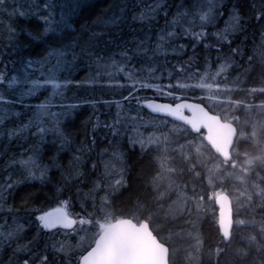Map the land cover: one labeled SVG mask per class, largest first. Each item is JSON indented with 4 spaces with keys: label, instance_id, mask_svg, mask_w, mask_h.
Wrapping results in <instances>:
<instances>
[{
    "label": "snow or ice",
    "instance_id": "snow-or-ice-1",
    "mask_svg": "<svg viewBox=\"0 0 264 264\" xmlns=\"http://www.w3.org/2000/svg\"><path fill=\"white\" fill-rule=\"evenodd\" d=\"M11 3L0 0V14L8 18L7 23L0 20V246L11 249L7 264H92L111 230L121 225L146 233L159 247L162 264H173L171 236L163 235L165 229L171 232L169 216H191L193 206L198 215L205 182L217 203L228 202L223 191L227 179L244 182L228 170L237 166L232 142L227 150L216 146L214 126L235 136L239 106L264 111V100L252 105L233 98L236 91L264 96V67L259 86H241L257 59L264 66V0H105L99 12L91 0ZM13 17L36 23L25 26ZM249 38L252 46L246 50ZM237 57H246L249 67L232 78L229 69L239 63ZM97 90L100 98L79 94ZM143 91L153 92V98L140 95ZM105 92H118L120 99H103ZM101 103L114 106L115 114L107 120L89 116L82 121L85 138L77 140L69 131L77 110L84 105L95 110ZM100 129L104 131L98 136ZM161 142L178 144L201 191L193 185L188 195L187 183H178L170 175L176 169L157 155L163 171L152 180L156 199L176 193L168 212L161 216L152 206L138 205L116 214L115 199L131 186V157H149ZM65 152L71 154L67 165ZM83 181H91L84 185L87 192ZM162 181L167 182L163 191ZM218 182L221 191L216 190ZM48 185L52 187L44 191ZM21 187L16 207L8 201ZM254 189L264 207V184L254 183ZM41 192L58 206H36ZM249 200L257 206L251 196ZM74 202L81 208L75 215L67 211ZM21 210L24 217L18 215ZM219 223L222 242H231L230 231H223L222 219ZM197 241L199 247V237ZM41 242L43 250L37 252ZM222 251L217 246L215 255Z\"/></svg>",
    "mask_w": 264,
    "mask_h": 264
},
{
    "label": "trees",
    "instance_id": "trees-1",
    "mask_svg": "<svg viewBox=\"0 0 264 264\" xmlns=\"http://www.w3.org/2000/svg\"><path fill=\"white\" fill-rule=\"evenodd\" d=\"M91 3L96 5L97 12H99L106 6L105 0H94L91 1ZM0 16L1 20L7 23V14H0ZM21 19L23 25L25 26L36 23V21L29 20V18H13V20H16L17 22H20ZM160 23H163V21L161 20ZM251 31L252 29L249 30L250 33ZM251 46L252 40L251 38H249L245 43L246 50H250ZM236 59L237 61H239V63L234 65L233 68L229 69V73L231 74L232 78H235V76L244 72L245 68L249 67L246 57H237ZM171 62L175 63V61ZM129 67H131V65H129ZM262 67L264 66H262L259 62V59H257L255 66L249 69L248 75L242 78L244 82L241 86L244 88L259 86ZM119 79L122 80V76ZM218 79H223V77H218ZM165 82L167 81L165 80ZM79 94L87 95L89 98H92L93 96L100 98L101 96L99 90L94 93L91 91L86 93L81 91V93ZM139 94L147 96L150 99L154 96L153 92L151 91H143ZM69 95H71V93H69ZM113 98L120 99L119 93L117 92L115 95H113L111 93L105 92L103 95V99L114 100ZM233 98L244 100L246 103L253 105L261 104L262 100H264V96H262V94L260 93L248 94L245 91H236L235 93H233ZM158 99L163 100L164 97H158ZM112 108L113 107L108 108L102 103L97 104L95 110L89 105L82 106L77 110V113L71 122L69 131L74 133L77 140L84 139L85 126L82 124V121L86 120L89 116H99L101 120L110 119V117L113 115L114 108ZM245 110L246 109L243 107V105L239 106L238 114L240 116L244 115ZM144 112L147 111L144 110ZM144 112L141 113L144 120H149L150 116L145 115ZM237 126L239 129V133H241L239 124H237ZM247 130L248 133H250V129L247 128ZM103 131V129L98 130L97 135L100 136ZM240 135L241 134H239V136ZM249 136L250 137L245 141H243L242 138L238 137L233 151L234 161H239L240 159L242 160V158H240L241 156L248 157L249 155L254 154L258 151L264 153V150H262L264 147V139L260 138L256 140L252 137V135ZM124 142L126 143V140ZM244 144H246V146ZM175 145L178 146V144L176 143ZM97 151H99V149H97ZM136 151L139 152L138 146ZM62 155L64 157L63 163L64 165H67L71 154L69 152H65ZM152 156L156 157L157 155L152 152L151 156L145 157L143 159H141L140 156L135 155L131 157V163L129 164V167H133V172L131 173V186H126L127 190L122 189V195H119L118 198L115 199L112 209L116 214H119L120 212H128L130 209H135L138 205H148L149 207L152 206L155 208L157 214L161 216L167 213V211H165V208H167L168 206L166 202L168 200L157 201V191L154 189L152 184L153 177L158 172H161L160 161L154 159V157ZM170 158H174V162H171V165L177 170V177L179 178L178 180L180 182L187 183V194H191L193 185H196V190L198 192L201 191L200 182L196 180L193 175L187 170L188 161L183 159L182 156H179L175 153H171ZM245 159L247 160V158ZM2 162V158H0V163ZM263 169L264 157L262 159H259L258 164H255L252 169L250 168L244 172V182H241L240 180H237L233 177L227 179L225 184L223 185V188H231L233 192L229 194L231 198L236 196L234 190L238 191V195H246L245 198H242L240 200L239 205L233 203L235 218L234 220L243 218L247 221V223L244 225H235L234 221V227L230 237L231 242H222V236L220 235L217 224V209L215 207L214 201H212V199L210 198L212 189L207 187L206 182L203 187V192L205 194L204 207L198 215L196 214L195 207L193 206L192 211L194 213L191 216H189L188 212H184L183 215H176L174 218L171 215L169 216L171 232L165 229L163 235L165 237L171 236L176 241V243L169 241L172 248L174 249L173 264H264V207L259 206L258 194L255 193L256 191L253 185L254 183L264 184V179H262L264 178ZM228 170L238 175L239 171L235 168L233 169L231 168V166H229ZM53 173H55L56 180H59V172L53 170ZM53 173H50L49 175L52 176ZM85 184H88L90 186L91 183H88V181H83V183L81 184L82 190L84 192H87L88 189L84 187ZM37 187H39L38 184ZM51 187L52 185H48L44 188V191H47L48 188ZM219 188L220 185L218 182L217 189ZM20 195H23V187L17 190L15 199L9 198L8 202L14 204L16 207H20ZM249 196L252 197L253 201L257 202L256 207L253 208L251 206ZM49 204L51 208H54L55 204L57 203L55 201H52L50 198L46 200L43 192H41L36 199V206L43 205L44 207L48 208ZM71 208L72 212L75 214L81 211L80 204L78 202H74ZM141 211H143L142 208ZM18 215L20 217H24L26 213L21 210ZM189 221H194L195 223ZM8 222L11 223V220H9ZM0 223H3V221L0 220ZM186 230L189 232H187ZM189 233H192L194 238L188 236ZM28 235H31L30 231ZM251 236L255 237L254 241L250 239ZM197 237H199V240L201 242L199 247H197ZM60 238L61 237L59 236L57 237V239ZM23 242L24 241L22 240L21 243ZM217 246H219V248L223 250L222 254L218 257L215 255V249ZM35 250L37 252L42 251L43 242H41L40 246ZM239 250L243 251L241 252ZM244 253H246V255ZM10 254V248H8L7 246H0V264H7ZM191 256L198 257V260L194 261L190 259Z\"/></svg>",
    "mask_w": 264,
    "mask_h": 264
},
{
    "label": "water",
    "instance_id": "water-1",
    "mask_svg": "<svg viewBox=\"0 0 264 264\" xmlns=\"http://www.w3.org/2000/svg\"><path fill=\"white\" fill-rule=\"evenodd\" d=\"M145 110L150 113V110ZM151 115L157 114L151 113ZM238 135V127L237 134L233 136L227 128L214 126L215 145L225 150L232 142L233 152ZM227 197L229 203L227 201H221L220 203L215 201L218 216L217 224L220 232L221 224L219 221L222 219L223 231L227 232L229 230L232 233L234 210L230 196L227 195ZM220 235L222 236V232H220ZM225 242L228 243V241ZM121 252L126 253V255L121 256ZM92 264H162V260L160 259L159 247L146 233L138 231L134 226L121 225L111 230L109 239L92 260Z\"/></svg>",
    "mask_w": 264,
    "mask_h": 264
},
{
    "label": "rangeland",
    "instance_id": "rangeland-1",
    "mask_svg": "<svg viewBox=\"0 0 264 264\" xmlns=\"http://www.w3.org/2000/svg\"><path fill=\"white\" fill-rule=\"evenodd\" d=\"M91 1H94V0H91ZM9 3H10V7H11L12 6L11 0H9ZM13 18H17V17H13ZM25 19H26V17H25ZM0 20H1V16H0ZM118 78H120V77H118ZM258 105H260V104H258ZM113 108H114V110H113V115H114L116 109H115L114 106H113ZM238 110H239V107L236 109L234 114L239 116L240 119H241L240 122H239V127L241 128V132L243 133V135H240L239 137L242 138L243 141L247 140L250 137L249 135H252V137L255 138L256 140H258L260 138L264 139V127L261 126V124L264 123V111H260L258 108L245 110L244 115H242V117H241L238 114ZM134 114H136V113L135 112L131 113V115H133V116H134ZM252 125L253 126L255 125V128ZM248 127H250L249 128L250 129V133H248V130H247ZM140 131L141 132H145V129L143 127H141ZM253 133H255V134L253 135ZM129 134H131V133H129ZM145 135H147L146 132H145ZM157 135L159 136L160 134L157 133ZM103 143H106V142L102 141V144ZM174 143L175 142H171V143L165 144V143L161 142L158 147L156 145H153V152L156 155H159V156H162V157L165 158L163 163L165 164L166 167H172L171 162H174V158H170L171 153H175V154L181 156V153L178 150L179 146H176ZM244 145L246 146V144H244ZM165 148H167V152H165ZM262 150H264V147H263ZM185 151H187V149ZM244 157L247 158V160H252V163L251 164L246 163L247 160ZM244 157L241 156L240 158H242V160L240 159L239 161H235L236 165H237L235 169L239 171L238 172L239 176H243L245 178V176H244L245 173L244 172L247 171L250 168L252 169L255 164H258V160L262 159L264 157V153L258 151V152L254 153V154L249 155L248 157L247 156H244ZM104 159H108V157L105 156ZM210 163H211V161H210ZM160 164H161V161H160ZM113 166H114V168H119V164L118 163L114 162ZM160 169H161V165H160ZM241 169H244L245 171H241ZM103 170H104L103 169V165H101L100 171L103 172ZM162 171H163V169H161V172ZM176 174H177V170L174 173H170V175H173L178 180V177H177ZM165 175H169V173H165ZM93 179H95V177H93ZM244 181H245V179H244ZM177 182L178 183H182L179 180ZM88 183H91V181H88ZM166 185H167V182L166 181H162L161 184H160V190L163 191L167 187ZM216 190L217 191H221L222 189L219 188V189H216ZM223 191L228 196H229L230 193H233L231 188H227V189L224 188ZM234 192L236 193V196H234L233 198H231V197L230 198L232 199V202L234 204L239 205L240 204V200L242 198H245L246 195L245 194L238 195V191H236V190H234ZM175 199H176V193H175V191H173V192H171V194H169V197H166L164 200H168L166 202H167V205L169 206V205L172 204V201L175 200ZM212 201H214V203H215L214 199H212ZM57 206H58V204H55V207H57ZM168 206H167V208H165V211H167V212H168ZM71 207L72 206L68 207L67 211L72 213L73 215H75V213L72 212V208ZM112 211H114V210L112 209ZM238 220H245V219L239 218ZM238 220H234L235 221V225H244V224H239ZM246 223H247V221H246ZM187 232H189V231H187ZM188 236H191V237L194 238L192 233H189ZM170 241L173 242V243H176L175 239L172 238V237H171ZM178 249H180V248H178Z\"/></svg>",
    "mask_w": 264,
    "mask_h": 264
},
{
    "label": "bare ground",
    "instance_id": "bare-ground-1",
    "mask_svg": "<svg viewBox=\"0 0 264 264\" xmlns=\"http://www.w3.org/2000/svg\"><path fill=\"white\" fill-rule=\"evenodd\" d=\"M5 19V18H4ZM237 67V66H236ZM236 77V76H235ZM119 98V97H118ZM114 99V98H113ZM113 109V108H112ZM114 110V109H113ZM247 114V113H246ZM253 116V115H252ZM146 117V116H145ZM242 117V116H241ZM147 118V117H146ZM254 122V121H253ZM248 125V124H247ZM253 126V125H252ZM248 128H250V127H248ZM240 134V133H239ZM240 138V137H239ZM175 144V143H174ZM159 151V150H158ZM107 157V156H106ZM152 157H154V156H152ZM260 164V163H259ZM264 170V169H263ZM258 174V173H257ZM264 174V173H263ZM154 175V174H153ZM177 175V174H176ZM251 177V176H250ZM148 179V178H147ZM179 179V178H178ZM150 180V179H149ZM189 180H190V178H189ZM183 183V182H182ZM190 184V183H189ZM252 185V184H251ZM254 185V184H253ZM127 186V185H126ZM167 186V185H166ZM144 191V190H143ZM249 193V192H248ZM171 194V193H170ZM255 198V197H254ZM150 199V198H149ZM152 200V199H151ZM155 200V199H154ZM259 202V201H258ZM116 208V207H115ZM118 209V208H117ZM194 213V212H193ZM243 216V215H242ZM242 216H240V217H242ZM2 221V220H1ZM6 255V254H5ZM2 261V260H1Z\"/></svg>",
    "mask_w": 264,
    "mask_h": 264
}]
</instances>
